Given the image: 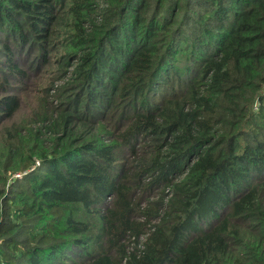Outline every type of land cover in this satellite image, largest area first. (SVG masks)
<instances>
[{
  "label": "trees",
  "instance_id": "16d2710c",
  "mask_svg": "<svg viewBox=\"0 0 264 264\" xmlns=\"http://www.w3.org/2000/svg\"><path fill=\"white\" fill-rule=\"evenodd\" d=\"M0 140V264H264V0H0Z\"/></svg>",
  "mask_w": 264,
  "mask_h": 264
},
{
  "label": "rangeland",
  "instance_id": "374dc122",
  "mask_svg": "<svg viewBox=\"0 0 264 264\" xmlns=\"http://www.w3.org/2000/svg\"><path fill=\"white\" fill-rule=\"evenodd\" d=\"M102 2L100 1V4H101ZM103 8H105V6H101L99 9H98V11H100V10H102ZM63 52H60V54H59V56H61V54H62ZM58 57V56H57ZM57 57H56V59H57ZM51 76L50 75H48V76H46V80L44 81V83L41 85L42 87H45L46 85H47V83H48V80H49V78H50ZM37 97V94H33V97H32V99H28V101H26V103L24 104V108H23V110L18 114V116H17V118L14 120V122H16V123H20V122H22V121H25V120H27V119H29V117L30 116H32L34 113H35V111L37 110V108H33L32 107V105H33V101H34V99ZM3 144V142L0 140V145H2ZM36 165H33L32 167L33 168H35L37 165H38V161H36V163H35ZM32 168V169H33ZM22 176V173L21 172H17V171H15V172H10V173H8V175H7V179H8V181L11 183L15 178H18V177H21Z\"/></svg>",
  "mask_w": 264,
  "mask_h": 264
}]
</instances>
